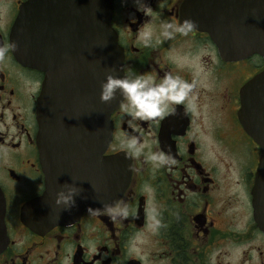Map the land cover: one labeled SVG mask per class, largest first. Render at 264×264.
<instances>
[{"label": "flooded vegetation", "instance_id": "1", "mask_svg": "<svg viewBox=\"0 0 264 264\" xmlns=\"http://www.w3.org/2000/svg\"><path fill=\"white\" fill-rule=\"evenodd\" d=\"M28 1L0 0V43L15 41L13 26ZM145 2L151 17L132 0H111L108 27L124 74L172 72L195 83L191 110L177 106L155 126L140 122L143 142L158 141L176 164L154 171L144 157L127 158L118 143L127 127L119 107L103 150L96 111L88 124L81 111L88 99L99 105L101 65L87 63L99 23L91 30L86 0H34L39 63L23 65L16 49L0 64V264H264L253 196L261 149L239 117L243 87L264 71V0ZM184 18L197 28L157 42L162 22ZM149 29L145 46L141 34ZM41 100L49 120L45 156ZM73 183L82 191L76 207L63 211L56 193ZM116 201L128 204L127 219L87 211Z\"/></svg>", "mask_w": 264, "mask_h": 264}, {"label": "clouds", "instance_id": "2", "mask_svg": "<svg viewBox=\"0 0 264 264\" xmlns=\"http://www.w3.org/2000/svg\"><path fill=\"white\" fill-rule=\"evenodd\" d=\"M127 0H121L124 5ZM136 12L151 17L154 10L145 0H132ZM197 28V22L191 18H184L179 22H162L160 25L159 39L168 40L176 35H188ZM145 46H149L152 39V30L141 34ZM17 49L15 41L9 40L0 43V64L7 63L12 53ZM122 73V70L119 69ZM194 82L185 80L179 74L165 73L157 78L151 74H122L114 75L111 72L105 76L100 85L99 99L102 103L117 101L122 119L126 118L127 127L122 128L118 137L121 150L127 158L144 157L153 166L154 171L171 168L176 164L170 152L159 147L158 141L153 144L143 142L140 122L158 125L168 116L176 114L177 106L187 110L194 107L193 92ZM62 190L55 196V205L63 206V211H70L76 207V199L82 189L73 184H64ZM43 191L38 192V195ZM91 214H107L113 220L127 219L130 215L129 206L123 201L114 203H101L100 207L87 209ZM154 228L161 227L160 221L155 220ZM95 250V245H93Z\"/></svg>", "mask_w": 264, "mask_h": 264}, {"label": "water", "instance_id": "3", "mask_svg": "<svg viewBox=\"0 0 264 264\" xmlns=\"http://www.w3.org/2000/svg\"><path fill=\"white\" fill-rule=\"evenodd\" d=\"M111 0H86V21L89 26L95 30L94 23H99L98 30L102 34L95 40L94 45H87V63L88 68H95L96 64L101 65V72L98 73L97 80L103 82L105 76L110 72L114 75L120 76L123 74L122 70V54L117 45L116 38L109 32V17H110ZM34 0H29L25 3L18 13L15 24L13 26L12 34L17 44L16 57L20 63L28 67H34L39 60L34 58L33 54V31H34ZM102 23V26H101ZM122 70V73L119 71ZM92 79V84L95 79L94 76L89 75ZM93 89V88H92ZM95 92V86L94 90ZM96 93V92H95ZM98 94V93H97ZM100 96V90H99ZM98 96V97H99ZM91 99V93H90ZM113 100L109 103H102L99 100V105L91 104L88 99L86 108L82 106L81 111L87 117V124L92 120L93 123L97 117V121L102 130L103 150L105 149L111 137V121L110 115L118 108L117 101ZM93 101H95V94H93ZM45 100L40 101L39 119L42 129V145L41 152L43 156L47 155V144L49 139V120L48 108L45 106ZM101 108V110H100ZM96 111V117H95ZM239 117L245 127L247 133L260 146L261 153L257 166L255 184L253 187V196L256 212L255 215L259 220L260 226L264 229V71L254 76L249 80L241 92V108L239 110ZM46 177L48 176L47 167H44ZM48 182L46 179L47 195ZM106 185L104 192H106ZM123 189L118 186V193ZM4 212L0 213V241L2 240V232L4 231ZM259 215V218H258ZM61 222V221H50Z\"/></svg>", "mask_w": 264, "mask_h": 264}]
</instances>
